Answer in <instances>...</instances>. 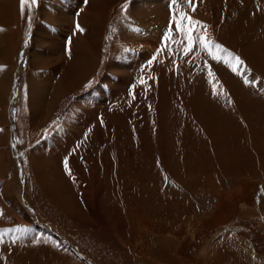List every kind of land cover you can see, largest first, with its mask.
<instances>
[{"label": "rangeland", "instance_id": "1", "mask_svg": "<svg viewBox=\"0 0 264 264\" xmlns=\"http://www.w3.org/2000/svg\"><path fill=\"white\" fill-rule=\"evenodd\" d=\"M0 9V264H264V0Z\"/></svg>", "mask_w": 264, "mask_h": 264}, {"label": "bare ground", "instance_id": "2", "mask_svg": "<svg viewBox=\"0 0 264 264\" xmlns=\"http://www.w3.org/2000/svg\"><path fill=\"white\" fill-rule=\"evenodd\" d=\"M93 1V0H92ZM99 1H101V0H97V3H99ZM144 1V0H143ZM96 2V1H95ZM140 2V1H139ZM7 2H4V3H2V6H4L5 4H6ZM1 6V7H2ZM98 7H99V5H98ZM1 10V9H0ZM1 11H4L3 9L1 10ZM3 13V12H2ZM3 15V14H2ZM47 15H49V14H47ZM46 19V18H45ZM38 27H40L39 29H38V32H37V34H36V36L39 38L40 37V35H41V31H39L40 29H41V25L40 26H38ZM50 32V31H49ZM47 33H48V30H47ZM60 33V32H59ZM138 34L136 33L135 35H134V38H133V42H131L130 43V46H127L129 49L128 50H126L125 51V53L127 54V57H132L133 55H135V53H137V51H139L140 49L142 50L141 52L139 51L138 52V54L136 55V57L137 56H139V55H142V53L143 54H146L147 53V51L148 50H150V48H151V50H153L154 48H153V45H151V44H143L142 43V41H144V39H142L140 36H137ZM43 38V37H42ZM58 39V38H57ZM37 40V39H36ZM48 40V39H47ZM54 40V39H53ZM55 40H56V38H55ZM136 40V41H135ZM44 41V40H43ZM57 43V42H56ZM40 44H42V43H40ZM156 54V53H155ZM143 56V55H142ZM134 57V56H133ZM131 59V58H130ZM133 59V58H132ZM104 81H105V83H103V84H105L106 85V82H110L111 81V78L109 77V76H107L105 79H104ZM102 84V83H101ZM8 86V85H7ZM9 87V86H8ZM8 87H6L7 89H8ZM103 87H105V86H103V85H101L99 88H98V91L99 90H102L103 89ZM6 88H4V90H3V92H1L0 91V94L2 93L3 95L5 94L6 95V93H5V90H6ZM113 91H114V89H113ZM92 202V201H91ZM19 208V207H18Z\"/></svg>", "mask_w": 264, "mask_h": 264}, {"label": "snow or ice", "instance_id": "3", "mask_svg": "<svg viewBox=\"0 0 264 264\" xmlns=\"http://www.w3.org/2000/svg\"><path fill=\"white\" fill-rule=\"evenodd\" d=\"M20 2H21V7H23L24 4H25L26 2L29 3V4H33V5L36 4V3H37V0H20ZM171 2H172L173 4H175L176 0H171ZM188 21H189V27H191L193 23H194V24H197V25H199V24L201 23V22H199V21H192L190 17L188 18ZM176 27H177V30H179V31H181V32L184 31V29H183V25H182V24L177 23ZM76 29H77V30H82V29H80L79 24L76 25ZM163 39H164L165 41L168 40V35H167V33L165 34V36H164ZM192 41H193V37L189 35V36H188V48H185V49H184L185 52H188V51L191 49ZM155 58H156V57H155V55H154V56L150 59L149 63H151L152 60H155ZM235 59H236L237 61L239 60V58H235ZM65 168H66V171H69L68 168H67V161H65ZM69 174H70V173H69Z\"/></svg>", "mask_w": 264, "mask_h": 264}]
</instances>
